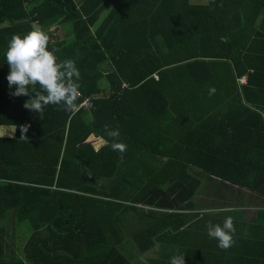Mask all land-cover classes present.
<instances>
[{"label": "trees", "instance_id": "trees-1", "mask_svg": "<svg viewBox=\"0 0 264 264\" xmlns=\"http://www.w3.org/2000/svg\"><path fill=\"white\" fill-rule=\"evenodd\" d=\"M204 1L0 0V126L16 131L0 138V264H133L127 244L144 255L187 224L176 212L197 178L240 184L206 119L241 98L228 86L242 77V98L264 114V0ZM33 27L57 61L74 60L93 108L38 114L10 95L3 52ZM211 125L222 133L220 119ZM9 217L33 231L21 256L8 254Z\"/></svg>", "mask_w": 264, "mask_h": 264}, {"label": "crops", "instance_id": "crops-1", "mask_svg": "<svg viewBox=\"0 0 264 264\" xmlns=\"http://www.w3.org/2000/svg\"><path fill=\"white\" fill-rule=\"evenodd\" d=\"M245 78L244 83L237 78L235 84L228 86L231 91L237 89L241 98L231 99L233 102H228L219 118L213 116L209 119L207 116L206 119L207 138L220 137L224 167L238 169L240 184L215 177H195L196 188L190 191V200L184 201L190 208L176 212L185 216L187 224L142 255H147L144 264H169L173 254H183L185 264H264V114L242 98L243 87L247 85ZM243 106L260 113L263 121L242 111ZM218 119L221 121L220 135L212 130L211 125ZM209 129L213 132L209 133ZM15 132L14 127L0 126V138H13ZM211 148L214 149L215 145L208 144V149ZM225 216L233 218L234 243L228 249H220L214 239L208 238L206 225L222 223Z\"/></svg>", "mask_w": 264, "mask_h": 264}, {"label": "clouds", "instance_id": "clouds-1", "mask_svg": "<svg viewBox=\"0 0 264 264\" xmlns=\"http://www.w3.org/2000/svg\"><path fill=\"white\" fill-rule=\"evenodd\" d=\"M48 36L45 31L33 27L23 34H13L7 42L3 52L5 63L8 65L6 80L10 95L13 97L27 96L23 107L31 112L41 114L49 104L57 105L65 111L74 107L79 95L80 72L74 60L64 59L57 61L56 49H48ZM39 85V91L30 94L29 86ZM215 89L210 87L208 94H214ZM21 139L24 137L25 127L20 129ZM105 135L111 138V148L123 151L125 145L119 141V129L104 125ZM206 234L214 239L217 247L228 249L234 243L235 229L233 218L225 216L222 223L206 225ZM169 264H185L183 254H173Z\"/></svg>", "mask_w": 264, "mask_h": 264}, {"label": "rangeland", "instance_id": "rangeland-1", "mask_svg": "<svg viewBox=\"0 0 264 264\" xmlns=\"http://www.w3.org/2000/svg\"><path fill=\"white\" fill-rule=\"evenodd\" d=\"M193 4H205L204 0H193ZM60 39H67L72 37L71 31L67 27H62L59 30L58 33ZM150 208H147L149 210ZM9 215H12V213H9ZM6 225L8 227V234L9 239L8 243L10 245V251L8 254L13 255L16 254L18 256H21L23 254L24 248L26 246V241L30 236L33 234L32 228L28 222L18 224L14 223V219L12 217H9L6 221ZM128 249L127 257L133 264H144L146 256L138 255L136 253V250L134 249L135 246L133 244H127Z\"/></svg>", "mask_w": 264, "mask_h": 264}, {"label": "built area", "instance_id": "built-area-1", "mask_svg": "<svg viewBox=\"0 0 264 264\" xmlns=\"http://www.w3.org/2000/svg\"><path fill=\"white\" fill-rule=\"evenodd\" d=\"M157 79V77H156ZM241 82H246V78H242ZM79 95L76 99L81 100L80 104L73 107V114L78 113L81 110H90L94 107V101L96 100V97H83L82 93L78 90Z\"/></svg>", "mask_w": 264, "mask_h": 264}]
</instances>
